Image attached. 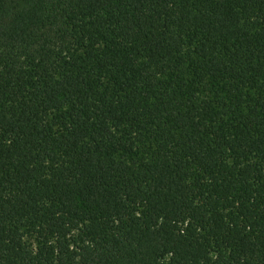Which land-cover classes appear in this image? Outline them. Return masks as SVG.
<instances>
[{
    "label": "trees",
    "instance_id": "obj_1",
    "mask_svg": "<svg viewBox=\"0 0 264 264\" xmlns=\"http://www.w3.org/2000/svg\"><path fill=\"white\" fill-rule=\"evenodd\" d=\"M0 264H264V0H0Z\"/></svg>",
    "mask_w": 264,
    "mask_h": 264
}]
</instances>
